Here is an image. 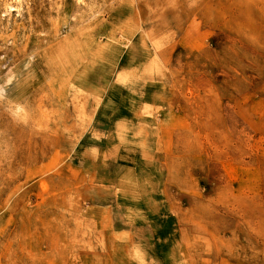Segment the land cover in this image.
I'll return each instance as SVG.
<instances>
[{"label": "rangeland", "instance_id": "obj_1", "mask_svg": "<svg viewBox=\"0 0 264 264\" xmlns=\"http://www.w3.org/2000/svg\"><path fill=\"white\" fill-rule=\"evenodd\" d=\"M0 264H264V0H0Z\"/></svg>", "mask_w": 264, "mask_h": 264}, {"label": "crops", "instance_id": "obj_2", "mask_svg": "<svg viewBox=\"0 0 264 264\" xmlns=\"http://www.w3.org/2000/svg\"><path fill=\"white\" fill-rule=\"evenodd\" d=\"M126 58H127V56H125L123 60L125 61ZM101 122L106 125V130H103V129H100V130L101 131L103 130L106 134H107L108 130H110V132L108 133V135H109L108 137L110 138L112 136V133L115 134V132L117 131V128H119V126L122 123L130 122V121H126V119L123 117L115 116V118L113 120H103ZM115 229L117 231H119L122 228L117 226V227H115Z\"/></svg>", "mask_w": 264, "mask_h": 264}]
</instances>
